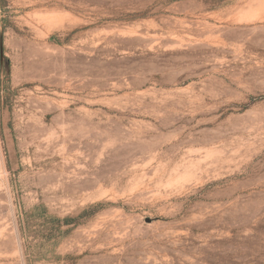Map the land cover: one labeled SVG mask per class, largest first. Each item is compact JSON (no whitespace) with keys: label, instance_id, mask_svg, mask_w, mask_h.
I'll use <instances>...</instances> for the list:
<instances>
[{"label":"rangeland","instance_id":"obj_1","mask_svg":"<svg viewBox=\"0 0 264 264\" xmlns=\"http://www.w3.org/2000/svg\"><path fill=\"white\" fill-rule=\"evenodd\" d=\"M0 264H264V0H0Z\"/></svg>","mask_w":264,"mask_h":264},{"label":"trees","instance_id":"obj_2","mask_svg":"<svg viewBox=\"0 0 264 264\" xmlns=\"http://www.w3.org/2000/svg\"><path fill=\"white\" fill-rule=\"evenodd\" d=\"M58 222H62L64 224H69L70 222H72L74 219L73 218H65V219H55Z\"/></svg>","mask_w":264,"mask_h":264}]
</instances>
